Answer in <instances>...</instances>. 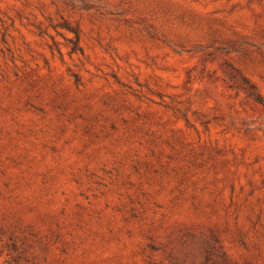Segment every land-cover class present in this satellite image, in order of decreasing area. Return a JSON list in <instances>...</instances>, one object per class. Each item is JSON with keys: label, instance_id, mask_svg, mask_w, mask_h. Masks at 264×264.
I'll return each instance as SVG.
<instances>
[{"label": "rangeland", "instance_id": "obj_1", "mask_svg": "<svg viewBox=\"0 0 264 264\" xmlns=\"http://www.w3.org/2000/svg\"><path fill=\"white\" fill-rule=\"evenodd\" d=\"M0 264H264V0H0Z\"/></svg>", "mask_w": 264, "mask_h": 264}]
</instances>
